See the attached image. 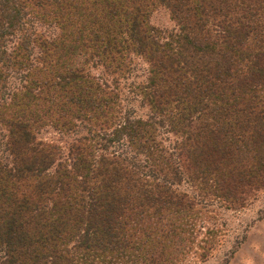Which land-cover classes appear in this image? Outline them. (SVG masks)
<instances>
[{
    "label": "trees",
    "instance_id": "16d2710c",
    "mask_svg": "<svg viewBox=\"0 0 264 264\" xmlns=\"http://www.w3.org/2000/svg\"><path fill=\"white\" fill-rule=\"evenodd\" d=\"M263 187L264 0H0V264H175Z\"/></svg>",
    "mask_w": 264,
    "mask_h": 264
},
{
    "label": "rangeland",
    "instance_id": "374dc122",
    "mask_svg": "<svg viewBox=\"0 0 264 264\" xmlns=\"http://www.w3.org/2000/svg\"><path fill=\"white\" fill-rule=\"evenodd\" d=\"M149 16L155 26L172 25L162 8L153 10ZM44 136L54 135L49 131ZM216 199L198 212L193 230L186 234L192 243L183 257L172 261L175 264H264V187L243 198L241 203L227 204Z\"/></svg>",
    "mask_w": 264,
    "mask_h": 264
}]
</instances>
